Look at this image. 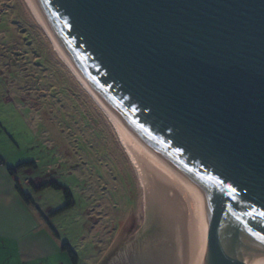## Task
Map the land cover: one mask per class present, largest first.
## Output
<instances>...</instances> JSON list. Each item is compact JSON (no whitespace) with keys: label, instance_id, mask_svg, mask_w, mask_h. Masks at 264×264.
Instances as JSON below:
<instances>
[{"label":"water","instance_id":"95a60500","mask_svg":"<svg viewBox=\"0 0 264 264\" xmlns=\"http://www.w3.org/2000/svg\"><path fill=\"white\" fill-rule=\"evenodd\" d=\"M132 180L106 264H264V0H16Z\"/></svg>","mask_w":264,"mask_h":264},{"label":"rangeland","instance_id":"374dc122","mask_svg":"<svg viewBox=\"0 0 264 264\" xmlns=\"http://www.w3.org/2000/svg\"><path fill=\"white\" fill-rule=\"evenodd\" d=\"M15 3L0 0V147H6L11 168L35 165L17 168L15 179L60 248L51 264H106L130 232L132 180L103 120L50 60L45 35ZM49 180L69 189L71 208L56 213L62 194L28 185ZM65 244L75 262L62 250Z\"/></svg>","mask_w":264,"mask_h":264},{"label":"crops","instance_id":"0c3cea01","mask_svg":"<svg viewBox=\"0 0 264 264\" xmlns=\"http://www.w3.org/2000/svg\"><path fill=\"white\" fill-rule=\"evenodd\" d=\"M5 148L0 147V264H51L60 248L21 200Z\"/></svg>","mask_w":264,"mask_h":264},{"label":"trees","instance_id":"16d2710c","mask_svg":"<svg viewBox=\"0 0 264 264\" xmlns=\"http://www.w3.org/2000/svg\"><path fill=\"white\" fill-rule=\"evenodd\" d=\"M23 167L35 168V165L33 163H23V164H20L17 168L19 169V168H23ZM16 169H13V168L9 169L8 172L10 173V175L15 176L16 175ZM28 185L30 187H32L35 191H41L44 189H52L55 191H59L62 194L64 204H63V207L59 211H57L56 213L63 212L64 210L71 208L73 205L72 195H71L69 189L66 188L65 186H62L61 184H59L55 180L44 181L42 183H39L38 185H35L33 183H29ZM16 190H17V192H18V194H19V196H20V198L24 204H26L27 206H32V207L36 208L31 196L23 191L22 187L20 186V184L17 181H16ZM56 213H54V214H56ZM41 216L44 217L43 215H41ZM62 250L66 251L70 255L72 261H74V262L76 261V256H75L74 252L69 248V246L67 244H65L62 247Z\"/></svg>","mask_w":264,"mask_h":264},{"label":"snow or ice","instance_id":"6c2138e0","mask_svg":"<svg viewBox=\"0 0 264 264\" xmlns=\"http://www.w3.org/2000/svg\"><path fill=\"white\" fill-rule=\"evenodd\" d=\"M261 216H264V213H260ZM262 240H264V237H261Z\"/></svg>","mask_w":264,"mask_h":264},{"label":"flooded vegetation","instance_id":"af4514ba","mask_svg":"<svg viewBox=\"0 0 264 264\" xmlns=\"http://www.w3.org/2000/svg\"><path fill=\"white\" fill-rule=\"evenodd\" d=\"M18 35H20V34H18Z\"/></svg>","mask_w":264,"mask_h":264}]
</instances>
